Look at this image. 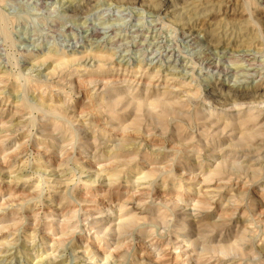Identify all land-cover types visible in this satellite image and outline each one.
<instances>
[{
  "label": "rangeland",
  "instance_id": "obj_1",
  "mask_svg": "<svg viewBox=\"0 0 264 264\" xmlns=\"http://www.w3.org/2000/svg\"><path fill=\"white\" fill-rule=\"evenodd\" d=\"M0 22V264H264V0H0Z\"/></svg>",
  "mask_w": 264,
  "mask_h": 264
},
{
  "label": "bare ground",
  "instance_id": "obj_2",
  "mask_svg": "<svg viewBox=\"0 0 264 264\" xmlns=\"http://www.w3.org/2000/svg\"><path fill=\"white\" fill-rule=\"evenodd\" d=\"M259 1V0H258ZM262 2V1H261ZM42 4V3H41ZM262 5V4H261ZM1 23V22H0ZM95 30V29H94ZM134 30V29H133ZM192 30V29H191ZM190 30V31H191ZM95 32V31H94ZM180 35V34H179ZM185 36H183V38L184 39H186V40H188V39H190V40H188V41H185V42H189V41H192L194 38H193V34L192 33H186V34H184ZM95 36V33H91L90 32V35H89V37H94ZM134 37V36H133ZM144 37V36H143ZM152 37V36H151ZM132 39V38H131ZM148 39V38H147ZM151 40V39H150ZM85 41V40H84ZM184 41V40H183ZM194 41V40H193ZM195 42V41H194ZM132 43V42H131ZM155 43V42H154ZM196 44H198L197 43V41L195 42ZM173 44V43H172ZM185 44V43H184ZM186 44H188L189 45V43H186ZM150 45V44H149ZM192 45V44H191ZM190 47V46H189ZM165 48V47H164ZM216 51H214V52H209L208 50H207V54H204V53H200V54H197L196 56H197V61H199V62H201V65H199V69H206V70H208V71H216V70H219L220 68H221V63H220V61L221 60H223L224 59V56H223V53H222V50L220 49V50H218V48L217 49H215ZM138 51V50H137ZM136 51V52H137ZM213 51V50H212ZM246 51V50H245ZM250 52V51H249ZM160 53V52H159ZM196 53V52H195ZM242 53V52H241ZM170 55L172 54V51H171V53H169ZM181 54V53H180ZM149 55V54H148ZM230 55V54H229ZM233 55V54H232ZM114 56V55H113ZM172 56V55H171ZM170 56V57H171ZM177 56V55H176ZM188 57H189V55H188ZM248 57V56H247ZM247 57H243L242 55H237V56H235L234 57V59L236 60V61H240V62H249V61H251V60H246V58ZM87 57H85V59H86ZM172 58V57H171ZM175 58V57H174ZM194 58V59H195ZM248 58H250V57H248ZM61 59V58H60ZM85 59H82V61L83 60H85ZM88 59V58H87ZM228 59V58H227ZM251 59V58H250ZM76 61V60H75ZM75 61L74 60H72L71 62H74L75 63ZM164 61V60H163ZM195 61V60H194ZM226 61V60H225ZM65 62V61H64ZM78 62V61H77ZM81 62V61H80ZM90 63H91V61H90ZM197 63V62H196ZM68 63H66L65 65H64V67L67 65ZM164 64V63H163ZM198 64V63H197ZM202 64H203V66H202ZM71 65H73L72 63H71ZM59 66V65H58ZM68 66V65H67ZM69 67V66H68ZM247 67H249V65L247 66ZM197 68H198V65H197ZM66 69V68H65ZM171 69V68H170ZM231 69V68H230ZM232 71H234V70H232ZM237 72V71H236ZM245 73H247L246 71H244ZM244 74V73H243ZM248 75V74H247ZM234 77V76H233ZM248 77V76H247Z\"/></svg>",
  "mask_w": 264,
  "mask_h": 264
}]
</instances>
